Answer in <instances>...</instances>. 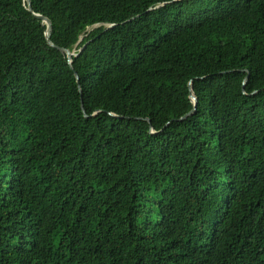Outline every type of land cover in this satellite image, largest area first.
Here are the masks:
<instances>
[{"label":"trees","instance_id":"1","mask_svg":"<svg viewBox=\"0 0 264 264\" xmlns=\"http://www.w3.org/2000/svg\"><path fill=\"white\" fill-rule=\"evenodd\" d=\"M31 8L0 0V264H264V0Z\"/></svg>","mask_w":264,"mask_h":264},{"label":"water","instance_id":"2","mask_svg":"<svg viewBox=\"0 0 264 264\" xmlns=\"http://www.w3.org/2000/svg\"><path fill=\"white\" fill-rule=\"evenodd\" d=\"M25 1H26V4H27V9L32 11L31 0H25ZM172 1H176V0H172ZM162 4L163 3L158 4L157 7L161 6ZM33 15L35 17H37L38 19H40L43 23L46 24V29H45L44 33H45V38H46V41H47L48 45H50L52 47H56L61 52L65 53V55L67 57V61H68L69 65H70V67H72V57L76 56L82 50V48L85 46V44H83L80 48H78L77 51L75 49L74 50H68V49H66L64 47H60V46L55 45L50 39V34H51V31H52L51 20L47 16H44V15H41V14H38V13H35V12H33ZM115 25H116V23H105L104 30L110 29V28L114 27ZM96 26H98V23L93 25V27H96ZM74 74H75L76 79L78 80L79 77H78L77 73L74 72ZM247 78H248V76L246 75L244 77V79H243V88H244V84L247 81ZM78 89H79V91H81L80 86L78 87ZM188 90H189V98H190V100L192 102V108H191V110H189L184 115L176 118L175 120H177V121H181V120L187 118L188 116L193 115L196 112L198 99H197L196 94L193 91L192 79H190L188 81ZM81 107H82L84 115L87 116L86 112L83 109L82 101H81ZM109 114H111L113 116H116V114H114L112 112H109ZM144 119L147 120L148 122H150L149 118H144ZM166 124H168V123H166ZM150 131L153 132V133L156 132L151 125H150Z\"/></svg>","mask_w":264,"mask_h":264}]
</instances>
